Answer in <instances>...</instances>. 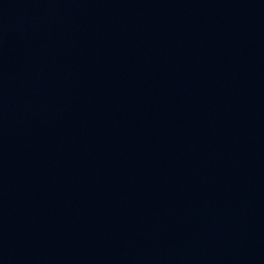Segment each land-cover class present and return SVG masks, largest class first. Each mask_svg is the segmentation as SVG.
<instances>
[{"label": "water", "instance_id": "95a60500", "mask_svg": "<svg viewBox=\"0 0 264 264\" xmlns=\"http://www.w3.org/2000/svg\"><path fill=\"white\" fill-rule=\"evenodd\" d=\"M0 264H264V0H0Z\"/></svg>", "mask_w": 264, "mask_h": 264}]
</instances>
